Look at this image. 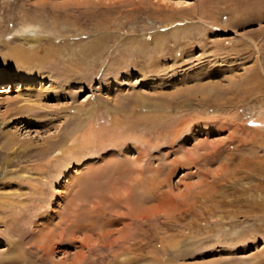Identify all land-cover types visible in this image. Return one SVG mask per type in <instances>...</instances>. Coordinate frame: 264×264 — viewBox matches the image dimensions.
I'll return each instance as SVG.
<instances>
[{"label": "rangeland", "instance_id": "374dc122", "mask_svg": "<svg viewBox=\"0 0 264 264\" xmlns=\"http://www.w3.org/2000/svg\"><path fill=\"white\" fill-rule=\"evenodd\" d=\"M0 264H264V0H0Z\"/></svg>", "mask_w": 264, "mask_h": 264}, {"label": "bare ground", "instance_id": "6f19581e", "mask_svg": "<svg viewBox=\"0 0 264 264\" xmlns=\"http://www.w3.org/2000/svg\"><path fill=\"white\" fill-rule=\"evenodd\" d=\"M31 28H33V27H31ZM34 30V29H33ZM31 35V34H30ZM23 50V49H22ZM22 52V51H21ZM8 79V78H7ZM11 79V78H10ZM6 118L4 119V121L2 122V124H5L6 123ZM95 123V122H94ZM95 130H97V128L94 126H92V124L86 129V131L84 132V133H82V137H81V139H79L81 142L82 141H84V139H87L88 140V142H91L92 141V139H94V136H95V134H96V132L97 131H95ZM86 137V138H85ZM13 141H15V140H13ZM17 149V148H16Z\"/></svg>", "mask_w": 264, "mask_h": 264}]
</instances>
